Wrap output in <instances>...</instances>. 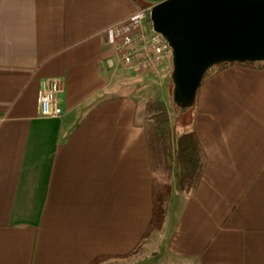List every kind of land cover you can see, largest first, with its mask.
<instances>
[{
  "label": "crops",
  "instance_id": "obj_1",
  "mask_svg": "<svg viewBox=\"0 0 264 264\" xmlns=\"http://www.w3.org/2000/svg\"><path fill=\"white\" fill-rule=\"evenodd\" d=\"M141 7L0 0V264H90L141 246L145 264H264V67L212 76L182 122L172 60L138 73L109 32ZM159 78L174 134L194 131L206 166L194 194L173 184L163 229L142 241L156 176L145 84ZM52 79L64 115L45 118L38 95Z\"/></svg>",
  "mask_w": 264,
  "mask_h": 264
},
{
  "label": "water",
  "instance_id": "obj_2",
  "mask_svg": "<svg viewBox=\"0 0 264 264\" xmlns=\"http://www.w3.org/2000/svg\"><path fill=\"white\" fill-rule=\"evenodd\" d=\"M173 51L172 103L190 112L206 75L223 64L264 62V0H140Z\"/></svg>",
  "mask_w": 264,
  "mask_h": 264
},
{
  "label": "trees",
  "instance_id": "obj_3",
  "mask_svg": "<svg viewBox=\"0 0 264 264\" xmlns=\"http://www.w3.org/2000/svg\"><path fill=\"white\" fill-rule=\"evenodd\" d=\"M141 3L143 6H147V4ZM232 65L264 67V62L216 66L206 75L203 84L215 74ZM147 114V142L154 174L156 175L160 171L164 172L168 178H174L176 188L179 191L194 194L201 182L206 166V155L197 134L194 131H189L176 136L170 125L168 110L162 101L148 103ZM173 188L174 185L170 181H162L157 176L154 177L152 218L142 241L149 239L154 233L163 229ZM135 252L118 258H128ZM112 258L110 256H100L90 264H102Z\"/></svg>",
  "mask_w": 264,
  "mask_h": 264
},
{
  "label": "built area",
  "instance_id": "obj_4",
  "mask_svg": "<svg viewBox=\"0 0 264 264\" xmlns=\"http://www.w3.org/2000/svg\"><path fill=\"white\" fill-rule=\"evenodd\" d=\"M151 10L149 5L139 8L109 32L115 39L123 65L138 73L154 76L160 74L167 60H172L173 51L167 40L153 30ZM61 91L62 82L52 79L39 93L38 105L42 117L58 118L64 115Z\"/></svg>",
  "mask_w": 264,
  "mask_h": 264
},
{
  "label": "rangeland",
  "instance_id": "obj_5",
  "mask_svg": "<svg viewBox=\"0 0 264 264\" xmlns=\"http://www.w3.org/2000/svg\"><path fill=\"white\" fill-rule=\"evenodd\" d=\"M146 90L148 91L146 93L147 99L144 101L147 103L150 102H154V101H160L161 96H165V98L167 97V104L170 105V101H169V92H170V81L169 80H163V79H154V80H150L148 82H146ZM157 98V99H156ZM163 98V97H162ZM148 115V114H147ZM193 115V110L182 115L179 116V120L180 121H189L192 119ZM157 178L160 180H168L171 183H175L174 178H168V176L164 173V172H158L156 174ZM147 251L144 250V247L141 246L140 248L137 249V251L135 252V254H133L132 256L128 257V258H112L109 259L107 261H105L102 264H145L146 262V254Z\"/></svg>",
  "mask_w": 264,
  "mask_h": 264
}]
</instances>
